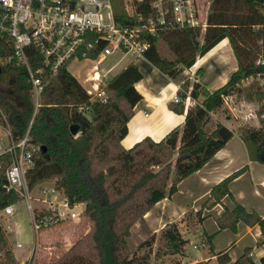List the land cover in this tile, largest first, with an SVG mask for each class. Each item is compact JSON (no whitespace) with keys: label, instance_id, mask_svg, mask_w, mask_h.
Listing matches in <instances>:
<instances>
[{"label":"trees","instance_id":"obj_1","mask_svg":"<svg viewBox=\"0 0 264 264\" xmlns=\"http://www.w3.org/2000/svg\"><path fill=\"white\" fill-rule=\"evenodd\" d=\"M111 1L117 21L131 22L125 0ZM140 6L136 13L150 11L148 2ZM263 8L264 0H210L205 29L160 26L154 34L144 33L150 43L145 57L171 77L193 66L198 56L224 38L231 43L238 68L214 90L198 80H185L179 88L178 100L168 104L175 112L186 110L183 125L176 126L159 141L145 137L128 148L123 146L122 139L128 133L134 106L143 98L135 86L143 74L134 62L107 80L103 87L106 100H92L66 67L54 74L47 73L38 106L33 101L32 85L24 69L13 64L1 65L0 117L12 140L21 139L29 128L30 142L40 146L34 152L33 166L27 171L30 189L54 180L55 188L70 203H84L82 214L91 223L88 232L51 264H151L155 232L132 250L127 240L132 225L143 219L157 202L172 198L179 183L201 169L234 136V131L220 119L213 128H208L213 113L222 108L225 95L239 92L248 100L264 99V92L256 82L242 86L248 78L264 77ZM101 46L88 54L95 57ZM11 51V46L0 39V57ZM188 97L194 102L186 109ZM258 113L264 114V103ZM260 121L258 127H243L240 136L250 159L264 163V117ZM72 124L78 125L76 134L70 131ZM11 163L10 153L0 154V210L20 199L17 192L4 187L5 170ZM247 168L245 165L214 184L210 199L216 204L226 195L233 196L229 183ZM173 171L175 180L169 184ZM44 214L51 211L39 213ZM196 215L199 221L204 218L202 209ZM239 221L259 224L264 236V215L238 202L232 209L225 206L217 217L220 229L236 230ZM162 230L169 252L160 254L157 250L156 257L184 250L189 240L181 233L177 221L166 223ZM211 237L207 235L205 242L209 243ZM144 247L145 251L138 252ZM0 250V264H21L1 221ZM217 259L220 264H227L228 249L219 251ZM259 263L264 264V255ZM259 263L252 247H247L235 262Z\"/></svg>","mask_w":264,"mask_h":264},{"label":"built area","instance_id":"obj_2","mask_svg":"<svg viewBox=\"0 0 264 264\" xmlns=\"http://www.w3.org/2000/svg\"><path fill=\"white\" fill-rule=\"evenodd\" d=\"M147 2L150 11L136 13L137 7ZM125 8L131 14L128 24L117 21L111 0H0V39L12 50L11 54L0 57V67L13 64L24 69L32 85L33 101L38 106L47 73L54 74L62 67L69 69L68 64L74 60L92 62L88 76L92 88H85L92 100H106L103 87L111 68L106 72L98 68L105 56L116 52L145 56L150 43L144 33L154 34L160 26L205 29L207 25L201 17L198 0H125ZM99 44L102 46L98 54L90 56L88 51ZM237 103L234 94L224 96V104L234 114L240 106ZM243 110H246L245 122L264 117L253 107ZM230 129L234 130L232 125ZM8 134L11 135L10 130ZM39 149L40 146L30 142L29 128L21 139L12 140L6 147L0 141V154L12 155L4 187L25 198L36 232L60 220H78L82 214L76 210L79 203H70L55 186L41 183L30 189L27 171L34 164V152ZM38 187L41 192L33 194ZM33 198L38 201L37 205L32 202ZM43 210H50L51 214L40 216ZM2 211L12 217L14 203L7 204Z\"/></svg>","mask_w":264,"mask_h":264},{"label":"crops","instance_id":"obj_3","mask_svg":"<svg viewBox=\"0 0 264 264\" xmlns=\"http://www.w3.org/2000/svg\"><path fill=\"white\" fill-rule=\"evenodd\" d=\"M208 1L210 4V0ZM208 10L203 15L204 20H206ZM130 62H134L143 74V77L135 84L143 98L134 106L133 115L128 121V133L122 139L123 146L127 148L145 137H151L159 141L173 128L183 125L186 110L184 113H178L171 110L168 104L170 101L178 100L179 88L185 80L190 79L191 82L198 80L210 90H214L227 82L232 73L238 68L237 59L228 38L222 39L204 55L198 56L193 66L183 69L175 77H171L161 71L145 56H132L117 72ZM91 66L86 73L85 78L87 81L88 76L91 74ZM199 69L202 71L198 73ZM71 73L78 78V75ZM78 80L86 87L84 82L79 78ZM193 102L194 100L188 97L185 101L186 109ZM245 102V100H241L238 103L244 109L251 107ZM218 113L219 111H216L213 115H218ZM231 113L229 117L224 118L227 122L221 120L229 128L231 126L230 123L235 121L234 113ZM233 131L234 136L222 149L216 152L201 169L187 176L179 183L175 194L183 191L184 194L191 196L190 203L186 206L182 205L178 209L176 206L170 207V202L175 198V194L170 199L164 198L155 204L156 207H159L156 215L153 214L152 210L148 211L144 219L136 221L132 229L138 227L139 231L145 235L144 221H146L152 233H156L166 223L177 221L176 218L182 216L188 210V207H192L195 214L197 210L202 209L204 218L197 222V242H194L197 247H194L193 244V248L198 250L203 246L206 251H202L199 256H195L192 253L191 258L193 259L188 264H197L198 262L220 264L217 259V253L224 249H228L230 257V261L227 264H235L247 247H252L254 257L259 263L260 257L264 255V242H262L264 236L259 224H248L244 221H239L237 229L232 230L228 227L220 229L217 222V217L224 212L225 206L232 209L235 207L236 202L242 204L248 210L254 209L260 215H264V163L250 159L248 148L240 133ZM245 165L248 168L229 183L233 196L226 195L221 202L215 204L213 199H210L211 187ZM187 181H190V183L188 184ZM43 184L46 186V182ZM184 185H186L185 188H183ZM77 207H81L83 211L84 203H79ZM166 216H169L170 219H166ZM7 227L9 228V224ZM46 231L44 232L47 233ZM207 235H212L209 243L204 240ZM7 237L19 263L25 264L33 260L34 251L37 248L35 244H33L34 246L28 245L23 248L21 243H17V247H15L10 241L8 234ZM129 239H132L133 244L141 241L137 234L129 236L128 241ZM0 254H2L1 250Z\"/></svg>","mask_w":264,"mask_h":264},{"label":"rangeland","instance_id":"obj_4","mask_svg":"<svg viewBox=\"0 0 264 264\" xmlns=\"http://www.w3.org/2000/svg\"><path fill=\"white\" fill-rule=\"evenodd\" d=\"M198 4H200L201 6V13L203 18V15L208 10L209 1L199 0ZM131 57L132 56L128 53L124 54V53L116 52L112 55L105 56L103 59L101 58L102 60L101 62L98 63V68L103 72H106L111 68L105 75L106 77L105 82H107L108 79H110L114 74H116V72L121 67H123L130 60ZM91 64L92 62H84V61L80 62L75 60L71 61L68 64L69 70L74 74L78 75V78L82 82H84L86 87H90L89 86L90 84L85 77L87 75L86 74L87 70L91 66ZM253 81L256 82V84H258L261 90L264 92V77L261 76H257L255 78L252 77L244 80L242 86L249 85ZM234 96L236 102L245 100L246 101L245 103L249 104L251 107L255 109L261 108L262 104L264 103V99L262 100L245 99V96L239 94V92L234 93ZM218 111H219L218 115H213L211 120L209 121L208 128H213L215 125V121L218 119L222 121H226L224 118L230 116L231 113L230 109L224 103L222 105V108L219 109ZM245 113L246 110H243V108H240V106H238V109L235 111V114L233 116L235 121L230 123V125H232V128L238 133H240L241 129L245 126L258 127L261 125L260 120L245 122L244 121ZM8 132H9V128L3 123L0 117V141L3 143L4 147L8 146L12 142L11 135H9ZM173 180H175L174 171L171 174V179L169 181V184H171ZM187 183L189 184L190 181H187ZM53 185H54V180L46 181V186L52 187ZM185 186L186 185H184L183 188H185ZM40 192H41L40 187H38L36 190H33V194H39ZM175 195H174L175 198L170 202V207L176 206L178 209H180L182 205L186 206L188 203L191 202V196L184 194L183 191ZM19 197L20 199H18L14 203L15 214L12 217L7 216L8 217L7 218L1 209L0 221L4 224L7 234L10 237V241L15 245V247H17V243H21V246H23V248L27 247L28 245L34 246L33 244L37 246L36 250L34 251L33 260L28 261V264H51V262H53L54 260H56L58 257H60L65 253L66 248L71 247L73 244H75L90 229L91 226L90 220L84 214H81L78 220H70V219L60 220L52 223L51 225L45 226L44 228L36 232L31 222V213L26 207L25 198L21 196ZM32 202L34 203V205L38 204V201L35 198H33ZM76 210L78 211L81 210V207H77ZM150 210H152L153 214L156 215L158 213L159 207H156L154 205ZM166 219H170L169 216L168 217L166 216ZM176 220L178 222L181 233L185 238L188 236L187 238L189 242L185 244L184 250H181L177 253H166L162 255L161 258H158L155 256V252L157 250H159L160 254H163L165 250L169 252V247L166 244V239L165 237H163V230L165 229L163 230L161 229L160 231L155 233L156 238L153 244V255L151 259L152 264H175L177 262H181V264H186V263L188 264L190 260L193 259L191 258L192 253L195 256H199L202 251H206V249L203 246H201V248L198 250L193 248L194 242L195 241L197 242L198 231L196 225L199 220L197 215L194 213L192 207H188V210L182 216H178ZM10 223L13 226L11 228H8L7 225ZM134 224L132 225V227L134 226ZM144 224H145L144 231L146 232L145 235L139 231L138 227H136L135 229L134 228L132 229L131 227L130 237L134 234H137V237L141 239V241L133 244L132 239H129L128 244L130 249L132 250L135 249L140 244V242H142L143 240H145L146 238H148L153 234L152 230L148 227L146 221H144ZM45 230H47L46 231L47 233L44 232ZM145 250L146 248L144 247L138 252H143Z\"/></svg>","mask_w":264,"mask_h":264},{"label":"water","instance_id":"obj_5","mask_svg":"<svg viewBox=\"0 0 264 264\" xmlns=\"http://www.w3.org/2000/svg\"><path fill=\"white\" fill-rule=\"evenodd\" d=\"M0 71H1V67H0ZM70 131L72 134H76L78 132V125L77 124H72L70 126ZM41 149L45 150L46 146H41Z\"/></svg>","mask_w":264,"mask_h":264}]
</instances>
